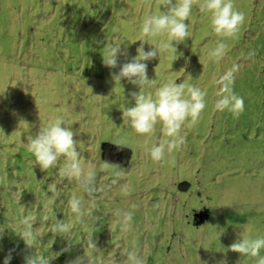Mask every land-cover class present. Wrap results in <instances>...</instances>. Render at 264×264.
Wrapping results in <instances>:
<instances>
[{
	"label": "rangeland",
	"instance_id": "obj_1",
	"mask_svg": "<svg viewBox=\"0 0 264 264\" xmlns=\"http://www.w3.org/2000/svg\"><path fill=\"white\" fill-rule=\"evenodd\" d=\"M234 4L246 15L235 38L218 37L210 14L194 6L186 21L191 37L172 42L176 53L170 49L146 62L149 78H157L144 89L147 95L169 80L207 92L199 121L182 130L184 144L158 163L148 149L166 139L162 125L140 136L123 121L122 109L135 104L130 93L140 89L113 80L119 67L103 64L102 49L108 40L122 43L129 53L119 57L123 64L141 43L146 51L155 47L135 40L143 18L164 10L159 0H0V264L9 250V264H25L32 254L69 264L85 250L96 264H126L130 252L145 264H255L257 257L229 246L242 236H264V0ZM222 39L228 51L217 63L209 52ZM233 64L239 65L233 90L245 103L239 118L214 108L215 81ZM58 116L71 123L82 163L97 170L103 191L94 203L58 176L64 158L42 171L27 150L28 136ZM119 138L130 145L131 157L125 166L110 162L126 174L116 179L99 166L107 161L102 144ZM73 194L87 215L71 212ZM123 211L133 212L128 232L116 215ZM42 215L49 220L41 223ZM28 216L35 218L33 248L20 236ZM57 220L70 224L71 241L51 232ZM90 238L97 249L89 248Z\"/></svg>",
	"mask_w": 264,
	"mask_h": 264
},
{
	"label": "clouds",
	"instance_id": "obj_2",
	"mask_svg": "<svg viewBox=\"0 0 264 264\" xmlns=\"http://www.w3.org/2000/svg\"><path fill=\"white\" fill-rule=\"evenodd\" d=\"M159 4L160 8L164 7V10L143 18L140 25V37L135 40L148 42L155 47L146 51L144 44L141 43L137 48L138 55L123 64H118L119 57H127L129 53L126 48L121 47L122 43H113L108 40L102 49L103 64L110 69L119 67V72L111 73L113 80L117 83L127 79L129 83L140 89L138 92L130 93L135 104L122 109L123 121L129 123L134 132L140 136H150L157 123L162 125L161 131L166 139L152 144L148 149L151 159L158 163L165 161L167 155L184 144L185 137L182 135V130L186 124L192 127L199 121L206 108L207 92L187 81L177 83L176 80H169L155 87L154 95H147L144 89H152L156 86L157 78H149L146 62L170 49L176 53L177 50L172 42L183 43L186 38L191 37L190 25L186 21H189L194 6L198 7L201 14H210L212 30L218 37L235 38L246 19L245 13L236 8L234 0H159ZM155 37H163V39L158 44H154L151 38ZM227 51L228 45L222 39L217 41L216 46L209 52V57L218 63ZM249 55L251 56L252 53L250 52ZM177 58L175 55L174 60ZM238 71L239 65L233 64L215 81L218 90L215 93L217 98L214 103L216 110H227L236 118H239L245 109L244 98L233 90L235 75ZM156 76H158L157 72ZM70 125L68 120L59 116L44 126L40 125L34 136H28L27 150L33 154L35 164H38L42 171L57 168L58 161L64 158L65 163L59 166L58 176L67 182H75L89 202L94 203L103 189L97 183L96 168L91 164L85 166L82 163L77 151V141L74 139L75 133ZM113 143L118 149L130 146L124 138L113 140ZM99 167L101 171L112 172L116 179L126 175L118 165L114 166L107 161ZM121 194L124 196L130 194L127 185L121 186ZM68 205L71 212L77 214V218L88 214L84 201L75 194L69 199ZM116 215L120 220V230L128 232L131 228L133 212H117ZM34 220V217L28 216L21 221L23 230L20 236L29 248L34 247L32 238ZM48 220L47 215L40 217L41 223ZM2 231L3 229L0 228V233ZM51 232L72 240L71 226L64 220H57L52 225ZM87 242L89 248L97 249L93 238L88 239ZM229 248L241 255L257 257L255 264H264V256L260 255V250L264 249V236L254 238L242 236V239H237ZM68 250L69 248L64 249V251ZM11 253L12 250H9L4 264H9L11 261ZM24 259L25 264H49V258H42L38 254L26 255ZM69 264H96V262L85 250L84 256L77 257ZM126 264H145V261L138 253L130 252L127 254Z\"/></svg>",
	"mask_w": 264,
	"mask_h": 264
},
{
	"label": "trees",
	"instance_id": "obj_3",
	"mask_svg": "<svg viewBox=\"0 0 264 264\" xmlns=\"http://www.w3.org/2000/svg\"><path fill=\"white\" fill-rule=\"evenodd\" d=\"M102 157L109 161L118 164L119 166H125L131 157V150L127 147L118 149L115 145L109 143H103L101 146ZM206 216L207 214L204 213Z\"/></svg>",
	"mask_w": 264,
	"mask_h": 264
}]
</instances>
